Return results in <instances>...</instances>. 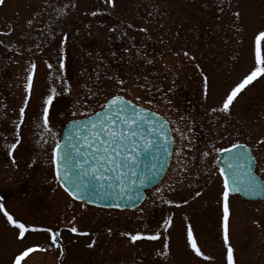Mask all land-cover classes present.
Here are the masks:
<instances>
[{
    "label": "rangeland",
    "instance_id": "obj_1",
    "mask_svg": "<svg viewBox=\"0 0 264 264\" xmlns=\"http://www.w3.org/2000/svg\"><path fill=\"white\" fill-rule=\"evenodd\" d=\"M0 23L9 33L0 34L5 47L24 40L21 56L32 46L29 54L40 58L38 71H63L71 83L75 104L60 119L51 117L54 141L67 120L100 109L117 94L161 113L171 121L175 137L169 169L143 204L133 210L104 209L73 200L54 180L50 154L43 152L51 132L35 123L27 150H39L32 166L23 163L28 176L20 166L23 151L14 155L15 163L9 156L0 163V189L10 187L13 192L9 202L0 203L26 225L53 232L58 228L66 254L60 261V249L46 231H29L18 240V230L0 211V264H12L19 251L32 245L47 250L30 253L21 264H226L223 178L215 149L239 142L251 145L258 157L257 172L264 178V145L258 143L264 140V76L246 86L229 112L219 109L231 88L254 67V36L264 29V0H114V6L106 0H5ZM261 50L264 54V41ZM16 63L14 57L7 66L10 71L19 68ZM22 67L29 65L22 62ZM61 80L60 74L55 84ZM161 196L172 203H163ZM229 207L231 245L241 246L248 236L251 245L257 243L264 251V200L230 195ZM169 216L171 225L165 230L163 220ZM188 225L209 260L188 247ZM71 227L88 235L72 233ZM136 231H158L160 238L133 244L122 235ZM165 243L167 255L162 254ZM237 264L252 263L238 259Z\"/></svg>",
    "mask_w": 264,
    "mask_h": 264
},
{
    "label": "snow or ice",
    "instance_id": "obj_2",
    "mask_svg": "<svg viewBox=\"0 0 264 264\" xmlns=\"http://www.w3.org/2000/svg\"><path fill=\"white\" fill-rule=\"evenodd\" d=\"M5 0H0L3 5ZM110 5L114 6V0H106ZM92 15H96L95 12ZM235 17L240 18V12H236ZM31 23V21H29ZM147 31V29H140ZM66 39V37H65ZM264 41V29L259 30L254 36V67L227 93L222 102L219 111L229 112L230 106L236 100L237 96L252 84L259 77L264 76V54L261 50V42ZM186 56L187 52L184 53ZM33 69L35 64L31 66ZM49 68L52 66L49 64ZM60 68H64L63 61L60 62ZM33 76L30 73L27 77V91L31 92ZM123 83V81H120ZM205 94H207L208 78L204 77ZM56 89L52 88L51 93L46 97L42 110V123L45 130L51 132L49 127L50 106L53 104ZM139 100V97H137ZM27 98L24 106L19 108V121L16 128L20 127L25 118V109L27 107ZM151 103V100L147 101ZM99 111H93L91 115L83 113V119H73L70 121V127L66 131L63 139L64 143L57 140L52 148L50 163L54 169V180L64 188V191L73 199H83V193H97V189H118L116 193L122 202L131 201L135 203L139 199L140 187L146 183H151L154 177L140 173L138 167L141 163V156L154 155V150L160 147V137H163L165 143H169L167 139V129L165 125L167 121H163L158 114L153 113L149 109H145L139 104L126 99L122 95H114L107 98L105 103L99 106ZM217 109H213L216 111ZM73 116L76 115L74 112ZM19 135L17 134L16 143L11 144V148L15 149L19 144ZM258 143L264 145V140ZM246 145L240 143H232L230 148L215 149L218 152L230 153L224 160L225 167L219 168V174L223 178L222 196V235L223 242L226 246V264H235L234 248L230 243L229 236V197L230 194L241 191H252L254 193H264V186H260L256 178L251 173V166L244 167L241 164L246 157L242 152ZM235 150V151H234ZM171 153H169L170 155ZM179 155V152L177 153ZM208 155V153H204ZM14 163V161H13ZM157 193H161L162 189L157 188ZM131 193H136L132 195ZM109 194V193H106ZM200 192H196L199 196ZM163 203L171 204L172 201L165 200L160 197ZM187 203V201H184ZM109 207L120 208L121 203L113 202ZM0 211L6 217L7 222L18 230L17 239L23 240L29 231H46L50 233L51 242L57 248L61 245L58 243L59 233L53 232L51 228H36L19 219H14L13 215L4 211L3 203H0ZM143 212V209H140ZM171 225V217L163 220V227L167 230ZM72 233L80 235H88L81 233L76 227H71ZM111 234V229L108 230ZM122 235L135 244L138 240H157L160 238V232L152 234L142 233L141 231L125 232ZM186 243L190 250L204 260L210 257L201 251L197 244V239L193 233L191 225L186 229ZM95 241H92L88 247H92ZM167 255L169 249L168 243L163 245ZM40 245H32L25 247L17 255L14 256L12 264H21V262L35 251H46ZM63 255V252H61Z\"/></svg>",
    "mask_w": 264,
    "mask_h": 264
},
{
    "label": "flooded vegetation",
    "instance_id": "obj_3",
    "mask_svg": "<svg viewBox=\"0 0 264 264\" xmlns=\"http://www.w3.org/2000/svg\"><path fill=\"white\" fill-rule=\"evenodd\" d=\"M34 8L38 9L37 7ZM40 8H41L40 11H45L42 9V7ZM66 11L69 14L71 10L69 8H66ZM40 16L42 15H39V17ZM19 27H21V24L17 23V28ZM4 33H8V32L3 30L2 24L0 23V34H4ZM14 41H15L14 47L13 46L5 47L4 46L5 39L0 40V163L7 156H9L11 160H13L15 163L16 162L15 158L19 156V154L21 153L20 151H23L25 154L21 153L22 162L21 165L20 163L19 165L21 167L23 166L22 168L25 171V174L22 173L23 176H28L29 174L28 167L34 164L31 163L34 162L31 159L36 157L37 155L36 153L39 150L38 148L36 150L32 149V151L27 150L29 149L27 145L31 148L32 147L31 143L34 140V138L32 137L33 134L31 133L33 131L30 132L29 130L33 129V125L35 123L37 125L43 124L42 110L44 106L43 104L44 100L51 93V89L55 88L56 95L54 96L53 104L50 106V114H49V127L51 128V134L47 135V141H46L47 143L46 144L43 143V147L45 149L43 150V152L46 151L45 153H47L48 155L50 154V158H51L52 148L54 147L55 142L57 140H60L65 125L70 120L76 119V118H72L67 120L65 123H63L60 128L58 138L57 140L54 141L55 124L53 119L51 122V117L54 115V117L60 119L62 116L61 114H63L66 110L71 109V106L75 104L73 100L74 91L71 87V83L67 82V80L65 79V75L63 71H58V72L38 71L40 58H38V55L35 53L29 54L31 51H33L32 46H30L31 48H28L29 50L30 49L31 50L27 54L25 59L24 56H21V54H19L24 49V45L21 43L24 40H22L21 42H19L18 40H14ZM14 57H16V61H17L16 64L19 65V68L17 67L15 71H10V68H8L7 66L8 65L10 66L12 64V60L14 59ZM22 62L23 65L24 63L29 65V68L22 67ZM32 64H35L36 66L34 69L31 67ZM104 72H108V71H104ZM30 73L33 76V80H32L31 92L29 94V92L27 91V77ZM60 74L62 77V80L60 82L62 84L59 83L58 85H56L55 77L60 78ZM41 83L43 85H41ZM26 98L28 103L25 109V118L23 123H21L20 127L17 129L16 124L20 123L19 108L24 106V101ZM190 111H194V108H190ZM169 122L171 125L170 120ZM27 131H29V134L28 136H26L25 139H23L22 136ZM17 134L19 135L20 142L15 149H12L10 146L11 144L16 143ZM49 142H51L52 144L50 145ZM48 145L50 149L48 148ZM48 149L50 153H48ZM14 155H17V157H14ZM255 156H256V171H257L258 157L256 153ZM24 162L25 163L29 162L28 167L24 166L23 164ZM51 167L54 175L53 166L51 165ZM12 195L13 192L10 187L0 189V200L3 201L4 203L9 202V199L12 197ZM243 200L248 201L246 199ZM241 244H242L241 246H233L235 264H237L238 259L244 260V262L249 261L252 264L253 261H258L259 259V262H261L260 264H264V258L263 257L258 258V255L260 253L264 254V251L261 250V247H258L257 243H253L251 245L250 238L246 236L244 239H242ZM236 254H240V256L238 257Z\"/></svg>",
    "mask_w": 264,
    "mask_h": 264
},
{
    "label": "water",
    "instance_id": "obj_4",
    "mask_svg": "<svg viewBox=\"0 0 264 264\" xmlns=\"http://www.w3.org/2000/svg\"><path fill=\"white\" fill-rule=\"evenodd\" d=\"M127 99V98H126ZM129 100V99H128ZM134 103V102H133ZM135 104V103H134ZM147 109V108H145ZM150 110V109H149ZM99 111V110H98ZM152 111V110H150ZM153 113L158 114V117L161 118L163 121H167L162 115L159 113L152 111ZM83 119V118H81ZM79 120V119H77ZM70 127V122H68L62 132V137L60 139L61 143H64V135L66 131ZM167 129V139L169 143H165V140L163 137H160V147L156 150H154V155H149V156H141V163L138 167V171L140 173H143L145 175H148L150 178L154 177L152 179L151 183H146L144 186L140 187L139 191V199L135 201V203L131 201H126L122 202L120 200V197L116 195L118 192V189L112 188V189H97V193H90V192H85L83 193V199H75L78 201H84L87 204L98 206V207H104V208H114V207H109L108 205L113 203V202H118L121 203L120 208L116 209H134L142 204L144 199L146 198V190L152 188L156 184L160 182V180L163 178L165 172L167 171V168L170 163L171 155H172V150H173V136H172V131L169 125V122L167 121V124L165 125ZM243 145H246L244 143H240ZM231 147V146H230ZM228 147V148H230ZM235 151V150H234ZM244 153L246 159L241 161V164L244 167H249L251 166V173L252 175L256 178V181L260 186H264V181L255 173V157L251 151V148L246 145V148L242 150ZM169 153H171L169 155ZM231 155L230 153H224L220 152L218 156V166L219 168L225 167L224 160L227 158V156ZM63 188V187H62ZM64 189V188H63ZM109 193V194H106ZM132 195H136V193H131ZM232 194H239L247 199L254 200V199H263L264 198V193H254L252 191H241V192H234ZM54 232H57L60 234L59 230L56 229ZM61 242L60 236H58V243ZM61 250L63 252V255L65 253L64 247L61 244ZM61 255V259L63 257Z\"/></svg>",
    "mask_w": 264,
    "mask_h": 264
}]
</instances>
